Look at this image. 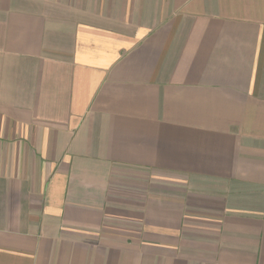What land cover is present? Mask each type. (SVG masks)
Instances as JSON below:
<instances>
[{
    "label": "crops",
    "instance_id": "1",
    "mask_svg": "<svg viewBox=\"0 0 264 264\" xmlns=\"http://www.w3.org/2000/svg\"><path fill=\"white\" fill-rule=\"evenodd\" d=\"M0 264H264V0H0Z\"/></svg>",
    "mask_w": 264,
    "mask_h": 264
}]
</instances>
